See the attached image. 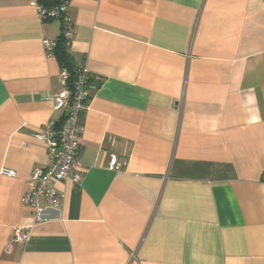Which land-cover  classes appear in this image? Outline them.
<instances>
[{
  "label": "crops",
  "instance_id": "crops-1",
  "mask_svg": "<svg viewBox=\"0 0 264 264\" xmlns=\"http://www.w3.org/2000/svg\"><path fill=\"white\" fill-rule=\"evenodd\" d=\"M33 1L0 0V264H264V0H71L83 177L41 221L36 134L65 119L43 46L61 25Z\"/></svg>",
  "mask_w": 264,
  "mask_h": 264
},
{
  "label": "built area",
  "instance_id": "built-area-1",
  "mask_svg": "<svg viewBox=\"0 0 264 264\" xmlns=\"http://www.w3.org/2000/svg\"><path fill=\"white\" fill-rule=\"evenodd\" d=\"M69 4L65 2L60 7L46 10L38 0L32 2L43 21L49 17L63 21V33L71 42L74 36V27L68 10ZM61 14L63 17H60ZM55 45V39H43L46 54L50 56H54ZM90 76V71L86 67H81L78 80L71 86L68 81L70 78L69 71L66 68L60 69L58 78L62 89L52 100L54 108L63 112L65 120L61 125L50 120L44 123L42 130L36 134L39 140L46 143L50 162L48 166H36L34 168L29 178L28 189L22 197L24 204L35 209L36 220L44 219L43 213L46 207L60 209L63 206L64 194L58 189V182L71 180L75 184H80L82 181L83 164L79 159L78 150L84 127L80 121L82 112L88 107L90 90L94 87V84L89 82ZM109 168L116 170L122 168L116 155L111 156ZM0 172L7 176H16V171L10 168H3ZM30 234V227H17L14 229L12 240L26 242ZM7 248L10 250L11 243L8 244Z\"/></svg>",
  "mask_w": 264,
  "mask_h": 264
},
{
  "label": "trees",
  "instance_id": "trees-1",
  "mask_svg": "<svg viewBox=\"0 0 264 264\" xmlns=\"http://www.w3.org/2000/svg\"><path fill=\"white\" fill-rule=\"evenodd\" d=\"M71 0H38L39 3H41L46 10H51L57 7H60L63 3L68 2L70 3ZM60 17H63V14L60 15ZM45 21H58L55 18L49 17L45 19ZM61 25V32L60 35L55 39L56 45L53 49L54 56L58 59L60 63L61 68H66L70 73L69 78V85L73 86L79 78V73L81 67L76 65L73 55L71 52V42L68 41V39L65 37L63 33L64 23L63 21H58ZM90 83H94V78L92 77V74L89 79Z\"/></svg>",
  "mask_w": 264,
  "mask_h": 264
}]
</instances>
